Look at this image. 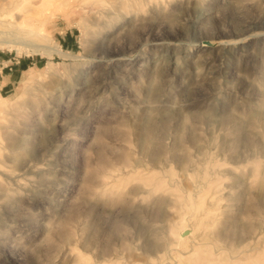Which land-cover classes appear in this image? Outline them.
Wrapping results in <instances>:
<instances>
[{
    "label": "rangeland",
    "instance_id": "obj_1",
    "mask_svg": "<svg viewBox=\"0 0 264 264\" xmlns=\"http://www.w3.org/2000/svg\"><path fill=\"white\" fill-rule=\"evenodd\" d=\"M0 264H264V0L0 20Z\"/></svg>",
    "mask_w": 264,
    "mask_h": 264
},
{
    "label": "bare ground",
    "instance_id": "obj_2",
    "mask_svg": "<svg viewBox=\"0 0 264 264\" xmlns=\"http://www.w3.org/2000/svg\"><path fill=\"white\" fill-rule=\"evenodd\" d=\"M48 1L49 0H0V20L5 21L6 19L13 18L15 19V23L19 24L35 14L39 16L41 6L45 3L48 4ZM199 17L200 15L195 16L194 23L198 21ZM145 129L149 131L150 128L145 127Z\"/></svg>",
    "mask_w": 264,
    "mask_h": 264
}]
</instances>
